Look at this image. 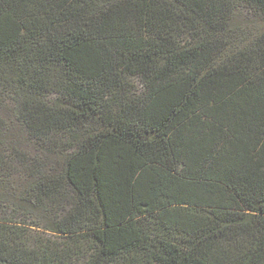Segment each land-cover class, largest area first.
I'll return each mask as SVG.
<instances>
[{"label": "trees", "instance_id": "trees-1", "mask_svg": "<svg viewBox=\"0 0 264 264\" xmlns=\"http://www.w3.org/2000/svg\"><path fill=\"white\" fill-rule=\"evenodd\" d=\"M81 262L264 264V0H0V264Z\"/></svg>", "mask_w": 264, "mask_h": 264}, {"label": "rangeland", "instance_id": "rangeland-1", "mask_svg": "<svg viewBox=\"0 0 264 264\" xmlns=\"http://www.w3.org/2000/svg\"><path fill=\"white\" fill-rule=\"evenodd\" d=\"M2 117L6 121V129L5 134H8L10 143H16L22 149L33 154L35 151L31 147H27L25 145V138L27 137L26 131L24 128L18 123L17 115L15 113L14 104L7 103V106L2 111ZM77 264H85V262L77 263Z\"/></svg>", "mask_w": 264, "mask_h": 264}]
</instances>
